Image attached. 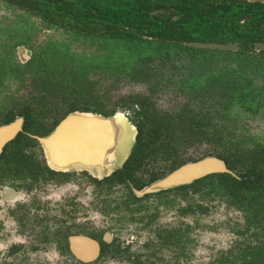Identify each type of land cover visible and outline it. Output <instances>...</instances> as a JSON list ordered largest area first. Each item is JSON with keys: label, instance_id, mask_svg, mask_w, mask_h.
I'll list each match as a JSON object with an SVG mask.
<instances>
[{"label": "trees", "instance_id": "obj_1", "mask_svg": "<svg viewBox=\"0 0 264 264\" xmlns=\"http://www.w3.org/2000/svg\"><path fill=\"white\" fill-rule=\"evenodd\" d=\"M239 3L240 0H0L3 9L15 13L12 20L0 25V95L12 83L18 88L8 97L10 107L1 112L0 125L18 116L25 118L24 132L4 148L0 158V184L8 181L15 187L14 181L29 178V183L18 187L31 190L34 184L69 179L70 173H57L45 164L38 142L30 135L49 134L74 111L112 115L118 107L135 103L139 135L130 159L111 178L92 179L93 182L104 184L107 190L114 183L141 188L146 183L135 179L134 172L148 162L164 161L173 170L184 162L180 159L182 149L206 144L208 151L223 159L237 177L215 174L196 182L194 191L201 192L209 186L207 195L237 207L251 225H262L264 231V215L260 216L264 210V138L244 136L243 128L237 127L243 113L256 116L264 109V61L208 58L203 52L211 51L185 45L208 41L211 24L221 15L236 16L231 24L234 30L248 25L251 34H259L264 27V3ZM157 9L166 13H153ZM240 16L254 18L240 25ZM250 33L246 35L248 42L256 39ZM72 44L93 50L78 52ZM19 45L32 50L26 63L17 58ZM185 54L193 58L198 55L205 63L176 80L173 75L164 79L150 67L156 60L169 61ZM97 73L147 84L149 94L131 95L111 108L93 92L95 83L91 78ZM257 73L263 76L261 82L252 77ZM164 81L165 86L187 95V102L175 111L158 110L152 100ZM20 88H25L26 95L17 94ZM200 211H204L203 207ZM176 235L177 232L172 236ZM256 236L258 245L241 246L236 242L207 264H264V232ZM58 244L63 254L69 252L67 244Z\"/></svg>", "mask_w": 264, "mask_h": 264}, {"label": "rangeland", "instance_id": "obj_2", "mask_svg": "<svg viewBox=\"0 0 264 264\" xmlns=\"http://www.w3.org/2000/svg\"><path fill=\"white\" fill-rule=\"evenodd\" d=\"M14 14L0 5V25L12 20ZM56 36L60 37L59 34ZM72 49L85 53L93 50L89 47L79 48L77 44H72ZM203 63L202 59L184 55L164 62L156 60L150 67L164 79L173 75V80H176ZM252 77L258 82L263 80L259 73ZM91 81L95 83L92 86L94 94H98L101 101L111 107L121 97L147 96L150 91L147 84L130 82L113 74L97 73ZM17 89V84L12 83L8 91L0 95V115L10 107L8 97ZM24 89L20 88L21 92L17 94L26 95ZM152 100L161 111H175L187 102V95L174 87L165 86L164 81ZM237 127L238 130L243 128L241 131L244 136L251 134L264 138V109L256 116L243 113ZM207 149L208 146L200 145L184 151L182 156L199 158L207 154ZM63 181L34 184L28 192L24 189L15 191L8 181L6 185L0 184V264H74L73 259L67 253L63 254L59 244L51 237L57 229L65 226H81L89 231L112 227L119 234L120 242H132L129 252L116 256L107 254L93 264H135L136 260L139 264H204L220 257L236 242L241 246L244 243L258 245L256 235L264 232L262 225H251L242 212L212 199L213 195L211 199H203L202 193L189 194L188 203L193 206L204 203L208 211L205 214L187 212L183 215L181 208L185 204L182 202L162 209V205H159L161 214L158 224L177 227L183 234L179 247H160L157 240L153 239L155 225L144 224L157 208L149 204V200L145 201L148 202L146 209L138 213L144 218L140 223L131 219L130 210L117 206L123 197V188H116L110 195L100 194L88 177L80 172ZM20 183L23 182L17 180L13 185L19 186ZM263 215L264 210L260 212V216ZM15 246L19 249L10 253Z\"/></svg>", "mask_w": 264, "mask_h": 264}, {"label": "flooded vegetation", "instance_id": "obj_3", "mask_svg": "<svg viewBox=\"0 0 264 264\" xmlns=\"http://www.w3.org/2000/svg\"><path fill=\"white\" fill-rule=\"evenodd\" d=\"M240 1H241V3H239V4H243L244 0H240ZM248 1H250V0H248ZM250 2H253V1H250ZM256 2L264 3V0L256 1ZM153 13H155V14L166 13V10L157 9ZM261 14H262L261 11H260V13L258 12V16H260ZM173 18L175 20L178 19L177 16H174ZM235 18H236L235 15H232V16H230V15H221V16H218L216 19L214 18L215 20L211 24L212 25V29H210V38L208 39V41L200 40V41L185 42V45L188 46V47H192V48L198 49V50H209V51H211V52H203L205 57H208V58H217V59L239 58V59H254V60L255 59H259L261 61H264V30H263L264 27L261 28V30L258 31L259 34H257L256 36L254 35V33L251 34L250 31L247 29L248 25H246L245 28L238 27V31H236V30H234L235 27H233V28L231 27L232 20L235 19ZM251 18L253 19L254 16H251V17L240 16V19H239L238 23L240 25H245L248 20H251ZM248 32L252 36L256 37V39L254 41H252V42H248L247 41V39H246L247 36L246 35H247ZM238 34L243 35V37L239 36ZM192 43L205 44V45H214V46H217V45L229 46V45H231V46H233V49L222 50V49H219V48H198V47L191 46L190 44H192ZM20 47H24L25 50H26L25 53H24V56H25L24 58L25 59H23V57L21 55H19L20 54V49H19ZM16 53H17V58H18V60L21 63H26L32 56V50L26 45L17 46ZM199 53H202V52H199ZM185 55H187V54H185ZM181 56H184V55H181ZM181 56H175V57H181ZM197 56L195 55L194 58H196ZM197 59H198V57H197ZM129 96H131V95H128L127 97L119 98L116 103L120 102L121 100H124V99L128 98ZM133 96H137V95H133ZM138 96H143V95H138ZM114 105H113V107H114ZM113 107H111V108H113ZM137 110H138V106L135 103H131V104H128L127 106H125V107H118L112 115H104V114H101V113L85 112V111H74V112L93 113V114L102 115V116H104L106 118L113 117L116 114H125L127 116H130L131 122L135 126L136 131H137V134H136V145H137V138H138V135H139V119L136 116ZM74 112H71V113H74ZM71 113H69V114H71ZM19 117H23L24 118V116H18L17 118H19ZM24 120H25V118H24ZM24 124H25V122H24ZM58 124L54 127V129L58 126ZM2 125H5V124H2ZM2 125H0V126H2ZM53 130L50 133H52ZM23 132H24V126H23ZM23 132H21V133H23ZM49 134H47L45 136L30 135V137L34 138L38 142V146H39V148L41 150V153H42L40 158L44 160L45 164H46V160H45V157H44V152H43L42 146H41L38 138L46 137ZM136 145H135V147H136ZM202 145H206V144H202ZM195 147H197V146H195ZM134 148L132 149V152H133ZM192 148H194V147H192ZM189 149H191V148H188L186 150H189ZM186 150L182 149L180 151V159L184 160V162L180 166H178L177 168H175L173 170H170L171 168L169 169V167L166 165V163L164 161H157V162L150 161L146 165H144L141 169L135 171L134 172L135 173L134 174V178L135 179L141 178V181L146 183V185L141 187V188H138V187H136V186H134L132 184H130V186L128 187V185L126 183H114L112 188H111V190H107L106 188L103 187L104 184L97 185L92 180V179H95V180H98V181H104L107 178H111L115 173H117L118 171H120V170H122L124 168L125 164L130 159V157L132 155V152H131L130 156L127 158V160L124 162L122 168H120L118 170H115L109 176H106V177H104L102 179L97 178L96 176H94L93 174H91L88 171H79V172L84 174V175H86L88 177L89 181L96 187V189L99 191L100 194L105 193V195H110V194H112V192L116 188H123L124 189V192L122 193L123 197L120 198V202L117 203V206L124 207V209L130 210V212H132L131 219L135 220L136 222L138 221V222L141 223V222L144 221V218L139 216L138 213H140L144 209H146V206H147V203H148V202L145 203L146 200H149L151 202L149 204L157 206V208L154 209L150 213V215L147 217V219L145 220L144 224L145 225H150V224L155 225V231H154L153 239L157 240V243L160 245V247H170V248L176 247L177 248V247H179L181 245V243L183 241V240H181L183 234H182L181 230L179 228H177V227H172V226L164 225V224L163 225L162 224H158L159 215L161 214L160 213L161 210L159 208V205H162L161 206V209H162V207H167V206H171V205H174V204L178 205L179 203L182 202V203L185 204V207L181 208V214L184 215V213L186 214L187 212H199L201 214H205L208 211V208H207V206L204 203H197V204H194V206H193L192 203H188V199H189V194H200V193H202L203 199H206L207 197H209L211 199L212 195L211 194L207 195V193L210 191V187L206 186V187H203V190L201 192L200 191L195 192L193 185L196 182L204 180L205 178H207L209 176H212V175H215V174H230V173H212V174H209V175H207V176H205L203 178L195 180L191 184L180 185V186L172 187V188H169V189L160 190V191H157V192H154V193H147V194H144V195H138L136 193V192H141L144 189H146L149 186H151L152 184L158 182L159 180H162V179L166 178L171 173H173L174 171L178 170L179 168H181L182 166H184V165H186L188 163H195V162H198V161H200V160H202V159H204L206 157H212V156L221 159L220 157L215 155L213 152H208V149H207V154L203 155L202 157H199V158H189V157L185 158V157L182 156V153L184 151H186ZM3 152H4V149H3ZM3 152H2V154H3ZM2 154H1V156H2ZM1 156H0V158H1ZM221 160H223V159H221ZM226 165H227V163H226ZM227 167H228V165H227ZM50 169L52 171H55L52 168H50ZM228 169L232 172V174H230V175H232L234 177H237V175H236V173L234 171H232L229 167H228ZM55 172L62 173V174L70 173V175L77 173V171H60V172L55 171ZM152 177H156V179L150 181V179ZM28 179L29 178H27L25 180H19V181H21L23 183H29V182L26 181ZM55 180H58V182L59 181L64 182L63 181L64 179H60V178H57ZM50 181H54V180H50ZM1 185H6V183L5 184H1ZM9 186L11 187L12 185L9 184ZM12 188L15 191H19L21 189H24L23 187L19 188L18 186H15V187H12ZM206 188L208 189V191H206V193H205L204 191H205ZM24 190H26L27 192L30 191V190H27V189H24ZM173 193H175V194H173ZM115 199H117V198L115 197ZM212 199L218 200V199H216V197H214V195H213ZM114 201H116V200H114ZM221 203H222V201H221ZM223 203L225 205L229 206V207L236 208L237 210H239L237 207L230 206V205H228L225 202H223ZM200 207H203V209H204L203 212L200 211ZM244 216H245V214H244ZM154 222H156V223H154ZM176 232L178 234V237L180 238L179 240H178L177 235L175 237L172 236ZM74 236H86V237H89L92 240L96 241L98 243V245H99V255H98V257L95 260L89 261V262H85V261H82V260L76 258V256L72 253V251L70 249V238H72ZM168 236H170V237H168ZM51 237L57 243L61 242V243H63V245L67 244V247H68V250H69V252L67 254L73 259L74 264H93V263H97L102 258L107 256V254H113L115 256L116 255H121V254L125 253V251H127V252L130 251V249H131L130 243H132L130 241H121L120 242L119 239H118L119 234L116 233L114 228H112V227H109V229L106 228V229L100 230V231L99 230L89 231L86 228L81 227V226H79V227H76V226H65V227H60L59 229H57L56 232ZM17 248L19 249V247H17V246L12 247L10 253H14L17 250ZM214 260H211L210 262H212ZM210 262H208V263H210ZM134 263L135 264L136 263L139 264L137 260L134 261ZM204 264H207V263H204Z\"/></svg>", "mask_w": 264, "mask_h": 264}, {"label": "water", "instance_id": "obj_4", "mask_svg": "<svg viewBox=\"0 0 264 264\" xmlns=\"http://www.w3.org/2000/svg\"><path fill=\"white\" fill-rule=\"evenodd\" d=\"M190 45L198 48L233 49L231 45L214 46L198 43ZM19 49V55L25 59V48ZM24 122V118L19 117L11 123L0 126V156L4 147L23 132ZM136 134L130 116L125 114L106 118L93 113L74 112L65 117L52 133L38 140L48 167L58 172L88 171L102 179L122 168L136 145ZM212 173L232 174L223 160L213 156L206 157L182 166L166 178L136 193L144 195L191 184ZM70 249L76 258L85 262L93 261L99 255L98 243L86 236L70 238Z\"/></svg>", "mask_w": 264, "mask_h": 264}]
</instances>
